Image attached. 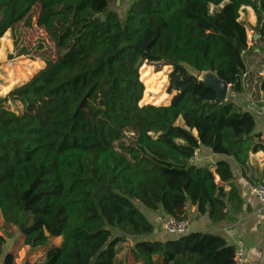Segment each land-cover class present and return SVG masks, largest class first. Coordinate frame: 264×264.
Masks as SVG:
<instances>
[{"label": "trees", "instance_id": "obj_1", "mask_svg": "<svg viewBox=\"0 0 264 264\" xmlns=\"http://www.w3.org/2000/svg\"><path fill=\"white\" fill-rule=\"evenodd\" d=\"M127 1L122 16L117 0H0V38L34 25L46 39L17 51L43 68L0 97V264H15L5 237L16 233L42 250L39 264H234L217 235L146 240L155 227L142 210L187 220L190 203L214 224L241 211L224 188L229 165L193 159L204 147L245 166L264 142L249 112L216 104L187 68L242 93L246 32L264 41V0ZM144 63L170 67L168 105H139ZM255 90L264 93V77ZM127 241L130 260L120 261Z\"/></svg>", "mask_w": 264, "mask_h": 264}, {"label": "crops", "instance_id": "obj_2", "mask_svg": "<svg viewBox=\"0 0 264 264\" xmlns=\"http://www.w3.org/2000/svg\"><path fill=\"white\" fill-rule=\"evenodd\" d=\"M259 39L260 37L255 35L253 41L248 44V50L243 54L245 64V74L242 79L243 92L235 94L228 90L226 100L236 103L253 116L255 122L253 134L260 135L262 143L264 142V93H259L257 96L255 90L257 79L264 77V41ZM170 100L171 98L169 102ZM220 161H225L230 167L232 179L223 184L226 191L231 187L235 188L242 202L241 211L235 212L232 207H229L228 216L230 219L214 224L207 215H199L196 208L188 203L186 205L189 223L188 233L217 235L229 246L236 248V246L241 245L244 250V264H264V207L260 205L252 193L253 187L264 184V178L261 176L262 168H264V151L259 150L250 153L245 166H240L231 157L213 154L204 147H200L196 151L193 159L195 165L209 167L212 171ZM142 211L155 227L153 234L146 237V240L167 241L174 239L173 236L162 230V221L166 218L164 215L157 212ZM14 238L15 240H13ZM14 238H10L12 247L8 248L6 252L16 253L17 251L19 254L25 250L24 248H28L23 246L17 250L16 240L17 238L21 240V237L16 233ZM26 262L24 264H27Z\"/></svg>", "mask_w": 264, "mask_h": 264}, {"label": "rangeland", "instance_id": "obj_3", "mask_svg": "<svg viewBox=\"0 0 264 264\" xmlns=\"http://www.w3.org/2000/svg\"><path fill=\"white\" fill-rule=\"evenodd\" d=\"M127 0H120L119 5L112 6L114 10L120 13L122 16L126 10ZM240 18L251 25L255 21L254 14L251 9H244ZM247 41L251 43L255 34L253 31L246 32ZM39 41L46 42L45 34L39 28L34 25L30 28H18L13 37L11 31H8L2 38H0V97H4L8 92L14 89L16 86L20 85L23 81H28L31 79L35 73L43 68L44 63L38 58H32L33 55H23L18 56L17 51H20L23 48H35ZM17 46V47H16ZM145 66L149 69L150 77L144 79L143 86L144 92L142 100L144 102L139 103V105L152 104V105H162L166 106L169 102V99L172 97L166 93L168 86V73L170 67L162 66L157 70V65H148L144 63ZM188 72L195 77L199 78L202 73H198L187 68ZM141 78V76L139 75ZM150 91L146 92V90ZM164 95L165 99L161 102L155 104V100L158 96ZM4 107L8 109L15 110V107L12 104H4ZM15 240V238L13 239ZM17 238V250L20 247L23 248L21 240ZM6 250L12 247V240L6 238ZM53 244H58L59 240H52ZM132 241H127L119 245L121 251L118 255L120 261H127L129 258V251L132 248ZM25 250L22 253L16 251L15 264H24L27 260V264H39L42 259V250H32L30 248H24Z\"/></svg>", "mask_w": 264, "mask_h": 264}, {"label": "built area", "instance_id": "obj_4", "mask_svg": "<svg viewBox=\"0 0 264 264\" xmlns=\"http://www.w3.org/2000/svg\"><path fill=\"white\" fill-rule=\"evenodd\" d=\"M252 193L262 207H264V184H258L252 188ZM162 230L173 237H181L189 232L187 220H178L166 217L162 221ZM234 264H244V250L241 245L236 246L234 252Z\"/></svg>", "mask_w": 264, "mask_h": 264}, {"label": "water", "instance_id": "obj_5", "mask_svg": "<svg viewBox=\"0 0 264 264\" xmlns=\"http://www.w3.org/2000/svg\"><path fill=\"white\" fill-rule=\"evenodd\" d=\"M119 3L120 0H117L116 5H119ZM198 79L215 93L216 104H223L226 101L229 85L219 80L217 76L210 71V69L202 73Z\"/></svg>", "mask_w": 264, "mask_h": 264}]
</instances>
